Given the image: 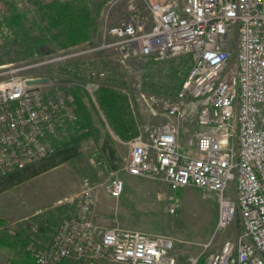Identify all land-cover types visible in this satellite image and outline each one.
Instances as JSON below:
<instances>
[{
	"label": "built area",
	"instance_id": "1",
	"mask_svg": "<svg viewBox=\"0 0 264 264\" xmlns=\"http://www.w3.org/2000/svg\"><path fill=\"white\" fill-rule=\"evenodd\" d=\"M119 1L108 2L99 43L0 66V171L45 159L78 129L73 89L93 95L107 77L83 57L110 49L120 51L128 63L188 56L179 92L164 103L168 121L139 127L128 140L124 170L165 182L172 190L197 187L216 195L217 230L239 216L237 242L228 240L205 255L211 240L186 264H264V0H143L149 19L132 6L129 15L110 24L111 9ZM46 64L57 72H39ZM43 77L46 83L28 84ZM186 133L195 136L188 150L181 145ZM125 186L116 171L100 185L86 180L73 210L48 225L49 244H40L35 233L22 250L35 264H180L173 237L98 223L99 188L118 198ZM179 207V200L171 199L167 210L175 214ZM29 225L30 233L40 228ZM7 231L18 235L13 228Z\"/></svg>",
	"mask_w": 264,
	"mask_h": 264
},
{
	"label": "rangeland",
	"instance_id": "2",
	"mask_svg": "<svg viewBox=\"0 0 264 264\" xmlns=\"http://www.w3.org/2000/svg\"><path fill=\"white\" fill-rule=\"evenodd\" d=\"M52 1L54 0H0V66L20 65L43 56L49 58L48 54L54 52L32 47L35 37L44 36L42 31L35 28V22L43 21L42 25L47 23L40 12V6ZM88 1L92 14L97 16L91 41L99 43L102 40L103 13L110 5L108 2L115 0ZM132 6L141 11L143 18L149 19L143 0H120L112 7L108 22H120L132 12ZM14 12L25 13L20 31L8 22ZM46 36L48 39V33ZM82 59L106 72L104 82L115 83L122 88L121 91L129 97L138 128L168 121L164 103L176 97L187 75L190 61L188 56H169L128 63L120 51L112 49L87 55ZM38 71L50 75L57 72V68L46 64ZM81 95L92 114L96 130L80 143L76 157L9 189L0 190V220L3 221L0 224V240L15 238L8 234L9 228L15 229L20 236H26L32 231L29 224L33 222L40 227L33 233H36L38 241L43 228L59 221L73 210L74 201L81 194L86 180L93 185H100L116 171L125 180V191L115 198L102 187L99 188L94 211L100 225L171 236L176 239L177 250L181 252L180 264H186L187 258L200 253L203 245L211 240V246L205 255L219 251L228 240L237 242L242 231L239 216L227 228L217 230L216 195L197 187L172 190L165 182L127 174L124 167L129 154L128 140L117 138V133L107 122L95 94L82 92ZM192 125H189V129L193 130ZM73 135L64 137L58 146L71 141ZM190 140H195L192 133L182 136L181 145L184 149L193 147ZM107 143L108 146L105 147ZM111 150L115 151L114 155ZM6 174L0 171V181L6 178ZM171 199H178L180 203L175 214L167 210ZM51 239L52 235L49 242ZM23 244L8 246L0 243V264H24ZM67 262L74 263L72 260Z\"/></svg>",
	"mask_w": 264,
	"mask_h": 264
},
{
	"label": "trees",
	"instance_id": "3",
	"mask_svg": "<svg viewBox=\"0 0 264 264\" xmlns=\"http://www.w3.org/2000/svg\"><path fill=\"white\" fill-rule=\"evenodd\" d=\"M40 7V12L43 14L44 20H47V23L42 25L43 21L35 22V28L42 31L44 36L34 38L33 49L55 51L58 48H68L91 41L97 16L92 14L88 0H54ZM24 18L25 13L14 12L8 22H10L11 26L18 28L16 30L20 31L21 21ZM46 33H48L49 40ZM52 42H55V44H52ZM53 45L54 47H52ZM102 84L96 91L95 96L107 122L112 126L117 135L122 138L127 139L136 136L139 133V129L129 97L115 83L103 82ZM73 93L78 105L79 125L78 129L74 130V135L73 133L71 134L73 135L71 141L63 143L60 146H58V143L56 151L45 159L23 169L8 172L5 175L6 178L0 181V190L9 189L23 182L25 179L37 176L62 162L71 160L79 154L78 146L84 139L92 136L96 128L88 105L81 95L82 92L75 88L73 89ZM106 146H108V143L105 144ZM111 153L114 155L115 151L111 150ZM2 222L0 220V224ZM32 234L27 233L26 236H20V233H18L13 239L14 241L6 238L0 240V243L8 246L20 245L24 242L23 240H30Z\"/></svg>",
	"mask_w": 264,
	"mask_h": 264
},
{
	"label": "crops",
	"instance_id": "4",
	"mask_svg": "<svg viewBox=\"0 0 264 264\" xmlns=\"http://www.w3.org/2000/svg\"><path fill=\"white\" fill-rule=\"evenodd\" d=\"M139 129V128H138ZM139 131V130H138ZM117 136V138L119 139V140H125V141H127V140H129L130 138H132V137H134V136H132V137H130V138H127V139H125V138H122L121 136H119V135H116ZM56 223V222H55ZM51 235H52V233H51V229H48V227L47 228H43L42 230H41V232H40V234H39V238H38V241H39V243L40 244H42V245H44V244H47L48 242H49V240H50V238H51ZM68 260H65V261H62L61 263H59V264H69V262H67ZM23 262H24V264H26V262L28 263H31V264H35L34 263V261L32 260V258L30 257V256H28V255H24L23 256ZM100 263L101 264H119V263H111V262H108V261H104V260H102V261H100ZM72 264H74V263H72Z\"/></svg>",
	"mask_w": 264,
	"mask_h": 264
},
{
	"label": "water",
	"instance_id": "5",
	"mask_svg": "<svg viewBox=\"0 0 264 264\" xmlns=\"http://www.w3.org/2000/svg\"><path fill=\"white\" fill-rule=\"evenodd\" d=\"M48 80V78L43 77V78H36V79H31L28 81V84H37V83H46Z\"/></svg>",
	"mask_w": 264,
	"mask_h": 264
}]
</instances>
